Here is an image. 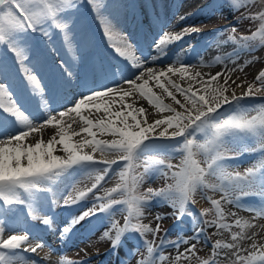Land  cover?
<instances>
[{"label":"snow or ice","instance_id":"1","mask_svg":"<svg viewBox=\"0 0 264 264\" xmlns=\"http://www.w3.org/2000/svg\"><path fill=\"white\" fill-rule=\"evenodd\" d=\"M92 8L96 9L99 16V4L97 0H87ZM79 4V0H0V45H6L11 51L19 66L20 72L24 73L27 81L33 85V91L39 92L40 89L36 87L37 77L32 74L24 63L27 58L26 50L18 44V40L22 39V34L28 32H40L43 36L48 37L47 29L41 27L45 21L50 20L57 29L61 31H68V25L59 21L58 13L75 8ZM197 9L191 13H187L180 17L181 20L186 19L196 13ZM259 18L264 20V12L259 13ZM256 19V17H253ZM104 24V34L112 39L111 29L107 20L102 19ZM201 29L196 26L185 27L181 32L172 34L170 32L164 33V38L160 40V44H166L171 41L182 40L183 37L198 32ZM233 33L236 28L231 29ZM261 33H264V24L261 25ZM255 33L251 37H241V40L247 41L255 38ZM230 39H237L231 36ZM116 51L120 56L133 61V66L136 68L142 67L139 60L135 58L134 54H129L128 51L121 50L117 47ZM153 59H155L153 57ZM64 67L63 65H61ZM188 71L187 67L168 68L167 72L160 71L153 72L151 68L147 69L149 79H155L157 87L161 88L171 100L183 109V112L177 111L171 105L164 104L161 97L156 95L149 87V80L145 79L142 83L137 84L141 80L143 73L135 79H126L124 82L129 87L112 88L107 85L98 88H93L88 91L87 95H81L80 98L72 101L73 106L66 108L64 111H59L57 115L53 116L51 112L48 113V119L42 124L31 123L20 110L11 92L9 91V84L6 79H0V111L8 116L15 117L20 123L27 126V130H22L17 134L4 131L0 129V213L7 212L9 206L14 204H25L27 206L28 214L34 221L53 227L48 217L35 213L27 202L15 197L17 189L25 191L32 189H39L37 181L43 178H49L53 173L59 174L60 170L66 169L80 163L90 164H105L107 167L102 169V173L96 175L95 183L86 191H79L75 195L69 194L63 200V205L70 206L85 199L88 193L93 192L94 189L105 179L109 168L112 164L117 163L115 159L96 160L95 153L99 152L102 156L117 155L120 159L126 160L131 166V161L137 153L139 147L144 141L153 139L154 134L158 137H184L182 145L186 155L181 162V167L178 172H173L172 177L175 180V185L169 184L166 188L154 190L148 188L144 196L138 197L132 194L136 181H132V187H129L126 179L127 173L122 172L121 182L109 190L108 195L119 192L121 195L127 193L128 199L124 201L127 203L129 211H138V206L141 202L150 201L156 197H169L174 208L179 205L180 217L185 214V204L191 200L200 187L207 175L215 171V164L221 160L224 153L220 151L217 144L218 139L229 131H243L252 132L259 136L258 149L264 150V106H261L257 115H241L230 116L222 119L219 122H212V114L217 113L223 105L229 104L232 101H239L242 97L237 96L235 90L231 92V96L226 95L229 89L223 85L213 84L217 81L223 73H216L211 76L209 80L201 79V88L194 91L189 85L187 88L181 87L170 79H165L168 73L179 72L181 75ZM65 72L69 78L72 73L65 68ZM196 73L190 79H195L200 76ZM162 80L164 82H162ZM255 81L259 82L261 87H255L253 84L247 86V90L243 96H253L264 90V70H261L255 76ZM228 80L225 79L226 85ZM239 87V85H238ZM134 93L146 99L150 105H153L158 110H167L173 115L166 116L163 119H155L151 123L146 118L145 107H135L131 103L126 102V98ZM177 93L183 96L184 102L181 103L177 99ZM118 108L113 105L117 103ZM85 112L87 114H85ZM75 114L71 117L70 122H66L64 118L69 114ZM102 113V114H101ZM78 118V119H77ZM58 129V136H53L50 139H34L32 142L25 143V140L31 133L42 132L46 125H53ZM76 127L73 128L72 125ZM166 125L163 131L156 133V129ZM205 126H210L213 131L209 139L204 143H198L195 139V133L202 130ZM168 128L174 129L171 133ZM192 131H189V130ZM109 136L111 139H103L98 137ZM74 137H82L80 140L74 141ZM192 137V138H189ZM56 145H60L64 153L63 156L55 155ZM88 149V151H85ZM194 149L202 151L207 157L205 163L206 167L201 165V161L195 159ZM255 150V149H253ZM215 152V155L211 153ZM156 163L163 164V160L156 161ZM173 165L168 164L167 168L171 169ZM264 167V160H261L258 165L249 168L246 173L241 175H228L225 177L227 181L233 183L235 188L240 189L241 195H247L246 188L253 186L252 178L257 171ZM260 195L264 197V190H260ZM97 199H102L97 197ZM221 199H224L222 197ZM55 202V201H54ZM112 204L120 203V201L112 199ZM211 203L215 206L218 215L223 216V210L220 207L219 200H212ZM108 211V206L104 203L98 206L94 203L93 206L81 213L78 217H74L70 225L65 226L61 231V238L71 231V228L80 221L93 216L100 212ZM208 210L205 209V213ZM202 213L201 215H204ZM190 214V213H189ZM178 217V218H180ZM157 221L163 219L161 216L155 218ZM129 223L126 218V224ZM236 226L240 231L231 233V242L221 243L216 240L213 245L214 258L209 261L205 260L202 264H219L215 257L223 255L231 264H264V244H257L253 238L256 233L252 235L246 234L242 229L241 221H235ZM135 231L146 234L152 233L155 237L156 233L160 231V224L157 223L155 228L148 225L133 226ZM221 229H229L227 224L218 226ZM111 229L115 230V235H112L111 230H105L102 235V240H108L112 248H116L122 239L124 229L118 228L115 223L111 224ZM6 231L8 234H6ZM202 231V230H201ZM12 231L7 230L6 223L3 218H0V249L16 250L21 249L25 252L36 253L37 250L44 245L37 243L35 246H28L29 237L26 233L12 234ZM200 232H195L193 239L199 241ZM253 240L250 249L243 246L242 241ZM165 241L161 239V246ZM147 252L152 254L154 251L153 242L146 241ZM187 245L183 252H178L174 260L169 261L168 256L160 255L159 261L161 264H179L181 259L189 260L191 257L186 253L195 255L196 243H190L189 240H180L175 243V247ZM242 253H246L242 255ZM6 255L0 251V264H5ZM84 261H68L62 264H83ZM32 264H35L33 261ZM137 264H145L144 261H138Z\"/></svg>","mask_w":264,"mask_h":264},{"label":"rangeland","instance_id":"2","mask_svg":"<svg viewBox=\"0 0 264 264\" xmlns=\"http://www.w3.org/2000/svg\"><path fill=\"white\" fill-rule=\"evenodd\" d=\"M112 1L120 2L126 0H97L99 4V13H101L103 5L112 4ZM220 1H226L228 10L213 15L209 21L200 26V29L215 30L221 27L222 30L219 36L222 40L225 39L229 41L235 48L242 50L253 49L252 52H254V54H239L238 58L235 60V64L242 65V69L237 70L234 69L233 66L227 68L233 78L238 81L245 79L243 84H237L239 87L237 86L238 93L236 95L242 97V99L238 102L232 101L229 104L223 105L221 110L225 109L221 113L212 115L213 123L233 115H257L261 106H264V90L253 96H243L249 84H253L255 87H261L260 83L255 81V76L258 75L261 70H264V33L260 31L261 25L264 24V20L259 18V13L264 12V0ZM189 10V8H185V11ZM67 12L69 14H74L73 17H69ZM96 15V9L92 8L87 0H79V4L75 8L66 9L58 13L57 18L60 22L66 23L69 30L73 29L82 34L83 29L81 25L84 24V22L92 24L95 21L94 18ZM177 17H179V15ZM253 17H256V19H253ZM232 20L235 21V24L228 28V25H230L229 22ZM51 24V21L48 20L41 25V27L47 29L49 33L48 37L43 36L40 32H28L22 34V39L17 42L26 50L27 58L25 61L31 57L36 58L35 63L38 64V69L32 72V74L37 77V84L43 82L47 88H50L49 91L52 89L57 91L59 85L54 83V73L47 69V59L44 58V56L43 58H39L40 52L44 53V50L51 49V40L55 38L56 35H62L64 32L57 29L53 24V29H49ZM140 25L142 27L143 24L141 23ZM233 27L236 28L235 33L231 31ZM253 33L256 34L254 39L247 41L240 39L245 36L251 37ZM30 36L33 37L32 43L26 42ZM231 36H235L237 39H230ZM80 40L83 46L79 51L82 52L87 47L84 45L83 40ZM150 43L152 44V42ZM0 47V67L3 68L7 67V65L13 66L17 64L14 54L8 50V47L6 45H0ZM86 52L88 53H80V55L74 52L78 59L76 60L77 67L84 63L86 67L90 64L88 61L90 51ZM249 57H251V59L246 60V58ZM58 64L59 66L57 68L59 71H65L64 63L61 62ZM19 75L20 77L24 76V73L19 71ZM93 88L98 89V87H91V89ZM39 89V92L42 94V92H44L43 86L40 85ZM89 90L82 93H88ZM9 91L20 110L31 123L39 125L48 119L47 116H44V121L40 123L31 119L28 115L30 111L29 99H26L25 95L23 96L21 93H18V90L14 87L9 88ZM153 92L158 95L155 91ZM53 99L51 101L55 104ZM142 99L147 102L146 99ZM174 108H176L177 111L183 112V109L177 108L176 106H174ZM243 108L247 109L242 110ZM0 112L3 113L2 111ZM47 112H44L43 115H47ZM57 113L58 112L53 115L55 116ZM161 115L166 117L173 115V113L164 111L161 112ZM5 118H9L13 123L20 124L13 116L5 114ZM163 128L164 126L157 128L156 133L163 131ZM173 130L172 128H168L169 133ZM212 131L213 129L210 126H205L202 130L195 133V139L198 143H204L211 137ZM98 138L111 139V137L107 135ZM258 141L259 136L257 134L238 130L229 131L218 139L217 144L220 147L219 150L224 153V156L221 160L216 162L214 166L215 171L206 176L204 183L198 187L191 200L185 204L186 211L193 212L191 213L192 218L190 220L182 219L183 223H185L184 226L181 223L182 221L176 224L177 218L180 216L179 205L177 204L176 208H174L172 202L169 201V197H156L150 201L141 202L138 206V211L134 210L130 212L127 203H124V201L128 199L127 193L121 195L117 192L112 193L110 196L108 195V190L113 185L116 186L121 182L120 174L122 172L127 173L126 179L129 187H132L133 180L136 181L132 194L138 197L144 196L148 188L158 190L160 188H166L169 184L175 185L172 173L180 170L181 162L186 155V152L182 148L184 137L181 136L174 138L167 136L158 137L154 134L153 139L144 141L139 147L136 153L137 156L131 161V166H129L128 161L120 159L119 154L108 155L111 159L117 161V163L111 165V172L101 181L93 192L88 193L85 199L70 206L63 205L64 198L69 194L75 195L81 190L85 191L91 187L92 183H95L96 176L88 175H91L92 167L94 168L96 164L80 163L60 170L58 175L53 173L49 178H43L37 181V184L40 186L39 189L28 191L23 189L20 191V189H17L15 191V197L26 201L27 205L31 206L32 203L30 201H35L40 195L48 197L47 195H49L50 192L47 190L51 184L69 175L72 177H69L67 180L69 189L67 188L65 191H60L58 197L53 196L51 198V203L53 205L51 211H54L51 216L48 215L47 212H44L48 210L39 212L40 210L31 207L35 213L48 217L53 227L46 226L39 221L33 220L34 224L38 227L28 228L23 225L22 227L14 229V234H22L24 232L28 235V246H35L37 243H41L44 246L39 248L36 253L30 251L25 252L23 248L9 251L0 249V251H3L6 255L5 264H16L21 258L25 257L24 255L26 254H37L41 256H52L57 254L59 261L56 264H62V262L68 261H84L83 264H112L110 261H115L117 252H119L120 247H123V243L126 240L132 241V245L130 244L128 247L127 253L121 255L118 259L116 258V264H137V262L141 260L147 264H161L158 259L160 255L168 256L169 261H172L178 252H183L187 247V245L183 244H181L179 248L175 247V243H178L180 240H189L190 243H196V250L195 255L186 253L191 258L189 260L181 259L179 264H202L203 261H211L214 258L213 245L216 240H220L221 243L231 242V233L241 230L236 226L235 221L237 219L241 221V225L243 226L242 230L246 234L252 235V233H256L253 240L258 245L264 244V197L260 195V190H264V167H261L253 176V186L245 189L248 193L247 195H241L240 189L235 188L233 183L225 179L226 176H234L235 173L243 175L249 168L258 165L261 160H264V150L258 149ZM85 151H88V149H85ZM194 152L196 153L195 159L200 160L201 165L206 167L205 161L207 157L205 154L196 149H194ZM211 155H215V152L211 153ZM95 159L101 160L106 159V157H103L101 153L97 152L95 153ZM159 160H163L164 163H156V161ZM168 164L173 165V167L171 169L167 168ZM75 172L77 173L72 175ZM101 173L102 170L97 174ZM112 175L114 176L110 177ZM87 176L88 179L84 180L83 178ZM78 179L82 180L80 185H76ZM106 180L108 181L105 183ZM74 184L75 188L72 187ZM97 197L102 199H97ZM222 197H224V199H221ZM112 199L118 200L120 203L112 204ZM212 200H219L221 202L220 207L223 210V216L217 214L215 206L211 203ZM94 203L97 206L101 203L106 204L108 206V211L98 213L99 220L91 224L90 230H87V233L85 227H81V223L85 221L84 219L72 227L71 231L68 232L64 238H61L62 229L70 225L74 217H78L83 211L91 208ZM1 204L2 201H0V206H2ZM11 206L15 207V210L12 211H20L21 215L30 217L25 204H14ZM205 209L208 210L207 213H205ZM202 213L205 214L201 215ZM0 216L2 218L1 214ZM157 216H161L163 219L157 221L155 219ZM126 218L129 222L127 224ZM6 222L7 221H5V223ZM113 223L121 229L129 225V230L132 232L130 237L126 236L128 239L123 237L120 244L110 253L107 248L111 244L108 240H102L101 235L105 230H111L114 236L115 230L111 229V224ZM157 223L160 224V231L156 233L155 237L152 233L141 234L135 231L133 227L148 225L151 228H155ZM221 224L229 225L230 230L227 228H219L218 226ZM40 230L44 231V233H49L47 238L49 243L41 238L43 236L40 234L42 233ZM195 232H200L198 234L200 238L199 241L193 239ZM162 238L165 243L161 246ZM253 240L242 241L243 246L250 249ZM146 241L153 242L154 251L152 254L147 252ZM159 247V253L153 255ZM86 249H89L90 252H87ZM244 254L246 253H242V255ZM215 258L219 261V264H231L223 255ZM257 264H259V262H257Z\"/></svg>","mask_w":264,"mask_h":264},{"label":"bare ground","instance_id":"3","mask_svg":"<svg viewBox=\"0 0 264 264\" xmlns=\"http://www.w3.org/2000/svg\"><path fill=\"white\" fill-rule=\"evenodd\" d=\"M202 1V2H201ZM112 4L103 5L101 8V13L96 15L94 22L92 24L85 23L82 24V29L84 35L78 33L76 30L68 29L63 32L62 35H56L55 38L51 40V49L44 50L39 58H46V63L48 64V71L53 72L55 75L54 83L58 84V94L49 92L50 88H47L43 82L36 84L38 88L43 86L44 92L33 91V85L30 84L25 76L19 75V66L17 64L13 66L7 65V67H0V79H6L9 84V88H16L18 93L26 96L29 99V112L28 115L31 119L36 120V122H43L46 115L44 112L48 111L52 107H57V105L50 103L51 97L53 95L60 96L62 101L60 110H65L68 107H72V101L77 99L81 95H76L79 92H87L91 87L101 88L105 85L112 88H128L127 83L122 81L126 79H135L143 73L141 80L137 81V84L143 82V80H149V87L155 91L158 96L161 97L164 104L176 106L180 108L179 105L175 104L170 97L163 93L162 89L157 87L155 79H149L147 69L151 68L153 72L158 73L160 71L167 72L168 68H181L187 67L188 71L181 75L179 72L168 73L165 79H170L175 83L179 84L183 88H187L191 85L194 91L201 88L200 81L209 80L211 76L216 73H223L222 76L214 81L213 84H219L227 87L229 91L226 95H231V92L235 90L238 93L237 84H243L245 79L238 81L233 78L229 70L230 66L234 69L240 70L243 68L242 65L235 64V60L238 58L239 54L246 53V55L254 54L253 49L245 50L239 49L232 46V44L227 40H222L219 36L221 33V27L215 30H203L192 33L191 35L183 37L179 41H171L169 43L160 44V40L164 38L165 32H170L172 34L181 32L185 27L196 26L200 28L201 25L209 21L213 15L216 13H222L227 11L226 1L220 0H126L115 2ZM201 2L200 4H198ZM193 10L197 9L196 13L186 19L181 20L180 17L191 13L192 11H185V8ZM181 14V15H180ZM179 15V17H177ZM177 17V18H176ZM176 18V19H175ZM102 19L108 21L112 39L110 40L108 36L104 34V24L101 22ZM144 25L141 27L140 24ZM229 27L235 24L232 20L229 22ZM223 27V26H222ZM83 40L84 45L87 47L84 51H79L83 46L81 40ZM130 40V41H129ZM152 42V44L150 43ZM119 47L121 50L128 51L129 54H134L135 58L139 60L142 67L136 68L133 66V61L119 55L116 48ZM89 52V65L82 64L77 67L75 53H88ZM94 52V53H92ZM153 57L155 59H153ZM251 57L246 58L250 60ZM35 57H31L25 61V65L29 67L31 72H35L38 69V64L35 63ZM64 63L65 68L72 73V77L69 78L65 71H59L57 68L58 63ZM200 73L194 80L190 79L191 76H195L196 73ZM53 75V74H52ZM124 79L120 80V78ZM225 79L228 83L225 85ZM162 82H164L162 80ZM100 90V89H98ZM84 93L83 95H87ZM177 99L184 102L183 96L176 94ZM117 103L113 105L114 108H118V97H116ZM68 101V102H67ZM127 103L133 104L135 107H145L146 108V118L151 123L155 119H163L164 116L161 115L163 111L158 110L153 105L145 102L139 95V93H134L126 98ZM49 104V105H48ZM245 107V106H243ZM156 108V109H155ZM182 109V108H180ZM225 109V108H224ZM224 109H218L217 113H221ZM243 108L242 110H246ZM55 112V111H53ZM85 114H87L85 112ZM102 114V113H101ZM75 114H69L64 120L70 122L71 117ZM212 115H216L213 113ZM38 120V121H37ZM164 128L166 125H162ZM73 128L76 127L75 124L72 125ZM163 128V129H164ZM0 129L4 131L11 132L13 135L17 134L22 130H27L25 124L13 123L9 118H5V114L0 112ZM189 131H192L191 129ZM58 136V129L53 125H47L44 127L42 132L31 133L29 137L25 140V143L32 142L34 139L47 140ZM82 137H74L73 140H80ZM55 155L63 156L64 153L60 145H56ZM105 157V156H103ZM106 159L112 160L109 156ZM104 159H101V161ZM107 165L101 163L96 164L94 168L92 167L91 175L96 176ZM111 172L110 168L107 175ZM77 172L73 173L75 175ZM107 175L105 177H107ZM83 178L84 180L88 179ZM71 177L62 178L55 183L51 184L47 191L50 192L48 197L40 195L35 201H30L32 204L30 207H34L36 210H48V215L54 211L52 205V197L59 196L60 191H65L69 186L67 185V180ZM72 178V177H71ZM78 179L76 185H80L82 182ZM75 188V184L72 186ZM69 189V188H68ZM21 191V189H20ZM15 210V207L9 206L7 212L0 213L4 221H9L6 224L7 230L12 231L13 227L16 229L19 226L31 227L34 221L28 217L20 214V211ZM1 218V216H0ZM16 225V226H15ZM13 229V230H14ZM14 234L15 231H12ZM6 234L7 231H6ZM90 252L89 249H86ZM25 257L21 258L16 264H56L59 261L58 255L52 256H41L37 254H26Z\"/></svg>","mask_w":264,"mask_h":264},{"label":"trees","instance_id":"4","mask_svg":"<svg viewBox=\"0 0 264 264\" xmlns=\"http://www.w3.org/2000/svg\"><path fill=\"white\" fill-rule=\"evenodd\" d=\"M49 29H53V26H52V24L50 25V28ZM33 35V34H32ZM29 39H28V41H26V42H29V43H32V41H33V37L32 36H30V37H28Z\"/></svg>","mask_w":264,"mask_h":264}]
</instances>
